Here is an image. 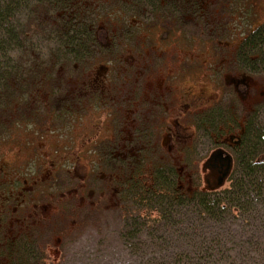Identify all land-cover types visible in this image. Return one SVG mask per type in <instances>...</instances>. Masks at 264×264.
I'll use <instances>...</instances> for the list:
<instances>
[{
  "label": "flooded vegetation",
  "instance_id": "flooded-vegetation-1",
  "mask_svg": "<svg viewBox=\"0 0 264 264\" xmlns=\"http://www.w3.org/2000/svg\"><path fill=\"white\" fill-rule=\"evenodd\" d=\"M65 1L73 8L109 6L111 15H118L119 19L108 15V10L103 22L113 23V28L106 25L85 37L84 47L68 48L66 59L71 63L55 61L58 67L56 85L70 86L71 83L73 95L63 106L64 113L54 107L57 105L54 101L48 102L51 127L44 130H52L57 135L56 139L47 141L52 152H56L44 155L45 161L55 165L58 172L71 174L70 181L65 184L58 181L44 161L45 157L40 155L32 160L36 169L25 166L26 171L13 174L10 182L0 177L5 183L4 190L0 191V251L10 254L18 251L20 241L28 239L41 227L43 219L37 210H41L43 216L44 212L60 211L64 189L70 184L73 187L78 184L90 198L95 199L99 193L104 199L107 192L103 182L124 178L126 167L136 165L140 159L172 162L177 153L183 160L189 143L194 141L196 121L202 124L209 109L249 100L247 107L253 111L264 102V96L262 100H250L254 88L252 81L264 77V69L251 64L240 63L241 70L223 72L229 77V80L225 77L227 83H234L235 91L230 94L223 90L222 69L229 70L237 65L236 48H230L235 57L231 62L227 56H222L220 47L201 45L199 38L203 37V32L191 36L188 31L165 33L161 30L163 27L153 23L162 17L164 8L161 7L176 2L181 6L191 2L188 8H195L193 14H187V10L182 14L185 23L192 19L204 21L205 12L208 20H217L222 16L221 7L233 6L235 0ZM206 1L210 3L208 6ZM130 11L138 24L133 32L116 23L131 15ZM62 14L68 22L77 19L73 17L74 9ZM225 63L228 65L223 66ZM206 82L212 83L214 90L204 87ZM256 86L264 93L263 79ZM69 122L71 127L66 126ZM62 124L61 129L55 127ZM39 132H43V128ZM238 138L240 136L231 140L230 154L234 159L240 144ZM64 149L72 152L58 159ZM86 159L98 164L94 169H103L88 168ZM83 167L85 172L81 170ZM102 170L106 172L107 181L99 178ZM218 177L216 172H210L208 183L215 182Z\"/></svg>",
  "mask_w": 264,
  "mask_h": 264
},
{
  "label": "rangeland",
  "instance_id": "rangeland-1",
  "mask_svg": "<svg viewBox=\"0 0 264 264\" xmlns=\"http://www.w3.org/2000/svg\"><path fill=\"white\" fill-rule=\"evenodd\" d=\"M249 1L250 7L241 4V1L235 5L234 13L237 14L230 21L236 26V30L231 33L226 32L228 29L222 23H219L217 27L209 24L208 28L199 22L193 23L192 20L195 19L184 23L185 21L181 18L182 14L186 10L187 14L194 13L195 8H188L191 2L187 6H181L180 2H176L175 5H169L174 8L161 7L165 8L161 12L162 17L158 22L155 19L156 22L153 21V23H158L166 29L171 26L177 29L182 28L190 33L203 32L204 39L213 41L214 44L211 45L220 46L224 55L234 62L235 57L231 55V50L223 49L232 40L231 37L239 35L241 41L244 31L255 27H258V30L264 28V0ZM209 4L206 3L207 6ZM60 9L72 11L70 6L65 8L61 5L55 10L56 12L53 11L54 15L48 13L43 20L55 21L57 18L58 22H63V11H60L59 16L57 12ZM130 14L121 24L126 27L127 31L133 32L138 24L135 22L136 17L133 11H130ZM224 14L225 11H222V15ZM73 17H76V14ZM26 18L27 13L23 11L18 12L10 21L22 24ZM101 18H105V15L102 14ZM203 18L206 19L205 14ZM205 21L209 22V20ZM68 24L72 27L73 21ZM40 25L46 27L47 24L41 23ZM0 34L1 39L4 35ZM255 34L256 32L254 36ZM28 38L30 39H27L25 48L17 50L16 56L13 52L7 54L11 58V66L15 64L21 66L23 74L20 79H25L22 87L23 101L22 104L18 103L20 107L15 111L13 108L12 112L0 111V177L9 182L13 174L24 173L26 170L23 167L25 166L36 169L32 160L39 155L45 157L44 153L48 152L55 155L56 151L52 152L53 148H49L47 141L56 139L57 135L52 130H44L45 127H51L49 122L51 107L48 102L54 101L57 104H54V107L56 106L58 111L64 113L66 109L63 106L71 100L73 95L71 83H69L70 86L56 85L57 81L54 79L58 68L55 69V74L47 75L48 82L41 84L40 78L47 67L41 63L52 59V54L59 47L57 41L52 39L46 41L42 36H33L31 39L29 35ZM78 44L79 47H84L82 42ZM261 50L264 52V46ZM71 58L73 61V57ZM68 62L71 63L69 59ZM227 65L228 63L223 64V66ZM236 68L241 70L243 67L237 63L229 70L222 69V74ZM225 77L223 74V90L233 94L234 83H227L226 79L229 80V77L226 79ZM262 79L264 80V77ZM262 79L258 77L252 81L251 86L254 88L251 92V101L257 98L262 100L264 93H260L256 86ZM203 86L214 90L210 82L203 83ZM9 89L11 88L7 87V90ZM46 92L52 96H47ZM3 97L0 99L1 109L5 103ZM246 102L249 103V100ZM241 106L244 107L245 104L241 103ZM233 116L238 118L236 125L239 127L230 118H226L215 132L212 130L216 126L210 123L211 121L208 123L204 121L201 130L199 132L197 130L195 141L192 144L194 153L188 157L185 155L184 161L181 160L179 154H174L175 165L183 173L179 181L183 195H190L192 192L206 188L207 176L210 173L206 163L211 160L216 151L223 149L230 153L233 146L232 138H237L242 133L246 112L239 109L236 114L233 113ZM258 123L264 128V116L261 114ZM66 126L71 127L70 122ZM55 127L61 129L63 124L55 125ZM40 128H43L41 133ZM57 141L59 142V139ZM71 152L70 149H64L58 159L66 154L70 155ZM45 162L58 181L63 184L70 181L71 174L58 172L59 169L55 165L52 166L51 162ZM86 162L90 169L98 166L90 160L86 159ZM146 164L149 165L148 162ZM1 169H4V172H1ZM81 170L85 172L84 167ZM84 172H80V175ZM152 172L151 167L144 165L143 170L134 178L130 175V171L126 170L123 181H121L122 178L120 180L115 178L112 182H103V188L107 192L104 199L99 193L95 199L90 198L87 196V191L79 188L78 184L75 187L70 184L67 189H64L60 211L52 214L44 212L43 216L41 210H37L40 218L43 219L41 227L37 231L33 228L32 230L35 231L28 236V239L20 241L16 256L12 257L14 251L12 254L9 251H0V264H15L14 261L22 264H264L263 202H257L255 209L252 207L244 213L241 222H236V218L230 211L226 212L222 223L209 222L192 214L193 211L187 210V206L178 211L171 221L163 219L157 223L155 219L158 218L157 214L153 213L154 209L149 210L146 206L139 209L133 197H125L123 194L128 182L131 184L134 181L138 185L142 182L146 187H150L153 183ZM105 177L106 172L102 170L99 178L107 181ZM230 184L231 182H227L222 188L212 189L214 191L227 190ZM4 188L5 183L0 178V191ZM74 189L77 193H74ZM139 215L140 222L134 221ZM24 217L27 218L26 215ZM235 235L237 243L234 241Z\"/></svg>",
  "mask_w": 264,
  "mask_h": 264
},
{
  "label": "trees",
  "instance_id": "trees-1",
  "mask_svg": "<svg viewBox=\"0 0 264 264\" xmlns=\"http://www.w3.org/2000/svg\"><path fill=\"white\" fill-rule=\"evenodd\" d=\"M62 2L64 1L0 0V33L4 35L0 39V96H4L2 99L5 101L3 108L0 107L1 112H12L13 108L15 111L20 107L18 103L22 104L23 101L22 87L25 79H20L23 74L22 68L16 64L11 66V58L7 54L13 52L16 56L17 50L25 48L27 39H30L29 35L31 39L33 36H42L47 40H51L52 37L65 38L66 34H56L57 27L54 23L57 18L55 21L43 20L44 16L53 13ZM23 11L27 13L25 22L20 24L10 21L18 12ZM78 22L80 23V21ZM41 23L50 25L43 27L40 25ZM73 27L72 32L79 31L76 23L73 24ZM65 29L66 33L69 32V29ZM49 33L50 35H48ZM263 46L264 28L256 30L255 36L244 39L239 51L241 59H238L239 62L258 68L259 63L264 64V52L261 50ZM259 54H261L260 57H258ZM52 68V66L46 68L47 75L52 71ZM43 72L45 73V71ZM45 75L46 73L40 78L41 84L49 81V77H45ZM7 87L11 89L7 90ZM226 116L223 109H212L206 114L203 122L211 121L210 123L213 125H215V121L224 123ZM187 153L193 154L194 151L186 150L185 154ZM236 153L238 159L230 178V187L227 190L214 191L212 188L206 187L192 192L190 195H183L179 185L181 175L175 164L158 160L154 162L153 183L150 187H146L142 182L139 185L134 181L131 184L128 182L123 194L125 197H133L137 201L139 209L144 206L149 210L154 209L153 213H156L158 218L155 219L157 223L163 219L171 221L178 211L187 206V210L193 211L192 214L209 222L222 223L227 211L234 215L236 222H241L242 215L252 207L255 209L257 202L264 203V128L258 123V118L251 120L249 118L246 121V130L242 134L241 143ZM141 166L138 165L134 168L133 178L142 170ZM139 220L140 215L134 219V221L140 222ZM236 237L235 235L234 241L237 243ZM16 253L17 251H14L12 257L16 256Z\"/></svg>",
  "mask_w": 264,
  "mask_h": 264
},
{
  "label": "water",
  "instance_id": "water-1",
  "mask_svg": "<svg viewBox=\"0 0 264 264\" xmlns=\"http://www.w3.org/2000/svg\"><path fill=\"white\" fill-rule=\"evenodd\" d=\"M212 161L214 163L219 164V168L221 170L222 176L219 178V181L217 182V186H222L226 177L229 175L232 167V160L231 157L228 156L226 158H223V153L222 152H217L213 158Z\"/></svg>",
  "mask_w": 264,
  "mask_h": 264
}]
</instances>
